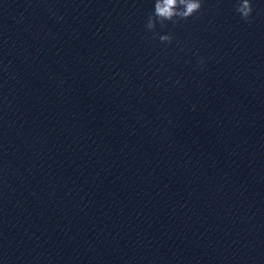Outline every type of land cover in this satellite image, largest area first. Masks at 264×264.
Listing matches in <instances>:
<instances>
[{"label":"clouds","instance_id":"9594fccd","mask_svg":"<svg viewBox=\"0 0 264 264\" xmlns=\"http://www.w3.org/2000/svg\"><path fill=\"white\" fill-rule=\"evenodd\" d=\"M202 8V0H155L154 11L148 16L146 29L154 32L157 22L161 27H165V21L177 23L178 20H187L194 16ZM235 11L245 22H251L253 19L254 7L252 0H238ZM173 39L171 34L159 35L161 42L170 43Z\"/></svg>","mask_w":264,"mask_h":264}]
</instances>
